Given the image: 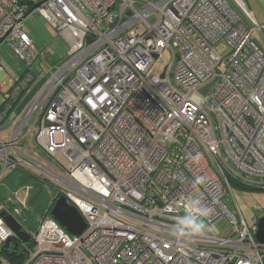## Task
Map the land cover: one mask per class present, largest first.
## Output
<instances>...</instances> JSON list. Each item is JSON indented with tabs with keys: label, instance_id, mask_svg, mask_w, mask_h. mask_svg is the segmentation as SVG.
Instances as JSON below:
<instances>
[{
	"label": "built area",
	"instance_id": "obj_1",
	"mask_svg": "<svg viewBox=\"0 0 264 264\" xmlns=\"http://www.w3.org/2000/svg\"><path fill=\"white\" fill-rule=\"evenodd\" d=\"M32 14L68 50L34 87L27 74L2 93L0 176L36 172L85 229L72 236L49 216L30 229L25 204L0 200L32 242L21 264H264V206L247 224L224 201L231 183L264 191V55L253 36L264 25L226 0H0V45L28 68ZM194 197L208 209L205 232L178 242L173 224ZM7 240L0 217V264Z\"/></svg>",
	"mask_w": 264,
	"mask_h": 264
},
{
	"label": "rangeland",
	"instance_id": "obj_2",
	"mask_svg": "<svg viewBox=\"0 0 264 264\" xmlns=\"http://www.w3.org/2000/svg\"><path fill=\"white\" fill-rule=\"evenodd\" d=\"M227 1L233 6L230 0ZM250 3L256 7V11L258 9L264 13V0H251ZM247 5L250 7L248 3ZM248 12L250 13L249 10ZM250 16L255 25H261L251 13ZM24 31L31 40L38 58L28 68L8 44L3 43L0 45V106L2 103V93L9 92L16 80L21 77L25 79L27 74H32L33 80L30 83V87H34L38 80L42 79L45 73H47L48 68L58 63L68 50L69 41L66 37L55 32L42 17L36 14H32L26 18ZM253 36L264 52V32L262 30H255ZM217 50L223 52V45L218 46ZM169 63L170 58L165 53L163 58L158 61L155 72L160 73L163 67ZM29 142L33 150L39 153L40 151L36 149L33 142V133L30 134ZM21 144H25V141H21ZM26 154L30 155V153ZM35 174L37 175L36 172L31 170L29 172L18 169L11 173L5 172L0 176V200L7 203L8 206L25 204L30 215L33 217V220L27 223L31 229L39 227L42 213L46 212L50 203L57 195L54 187L39 179ZM249 185L252 186L253 184L249 183ZM224 201L230 211L244 219L247 224H251L255 216L259 217V213L255 210V205L264 206V191L251 187L245 188L231 183L227 186V196ZM225 225V230H227L229 226ZM217 229L223 234L224 229H221L220 224L217 226ZM2 264H7V262L2 261Z\"/></svg>",
	"mask_w": 264,
	"mask_h": 264
},
{
	"label": "water",
	"instance_id": "obj_3",
	"mask_svg": "<svg viewBox=\"0 0 264 264\" xmlns=\"http://www.w3.org/2000/svg\"><path fill=\"white\" fill-rule=\"evenodd\" d=\"M254 44L264 55L256 40H254ZM48 216L56 220L72 236H79L85 229V223L77 209L69 205L65 198L58 194L52 200L46 212H44L43 217ZM0 217L3 218L7 227L13 232L16 242L26 244L30 241V236L21 231V225L13 217L6 212H1ZM256 226L255 238L259 244L264 245V217L258 219ZM10 244L11 241L7 240L4 244V249L7 250Z\"/></svg>",
	"mask_w": 264,
	"mask_h": 264
},
{
	"label": "clouds",
	"instance_id": "obj_4",
	"mask_svg": "<svg viewBox=\"0 0 264 264\" xmlns=\"http://www.w3.org/2000/svg\"><path fill=\"white\" fill-rule=\"evenodd\" d=\"M184 209L173 224L172 234L178 242H188L205 232L204 218L208 215V209L199 199L194 197L187 200Z\"/></svg>",
	"mask_w": 264,
	"mask_h": 264
},
{
	"label": "trees",
	"instance_id": "obj_5",
	"mask_svg": "<svg viewBox=\"0 0 264 264\" xmlns=\"http://www.w3.org/2000/svg\"><path fill=\"white\" fill-rule=\"evenodd\" d=\"M43 215L44 212L42 213V216ZM24 216L27 219L28 223L30 222V220H33V217L30 215L29 212H25ZM29 226L27 225L28 228H30ZM30 248H32L31 241L26 244H22L16 242V240H13L11 242V246L7 250L2 251L1 258L6 260L8 264H21L26 257L28 251L27 249Z\"/></svg>",
	"mask_w": 264,
	"mask_h": 264
},
{
	"label": "crops",
	"instance_id": "obj_6",
	"mask_svg": "<svg viewBox=\"0 0 264 264\" xmlns=\"http://www.w3.org/2000/svg\"><path fill=\"white\" fill-rule=\"evenodd\" d=\"M227 1V0H226ZM233 3V6L230 4V6H232L233 9H235L240 15L243 16V14L245 15L246 13L249 14L248 10L250 11V13L255 17V19L257 20L258 23H260L261 25H264V13L260 12L258 9L256 11V7L252 6L251 0H230ZM250 5V7H248L247 3ZM247 6V7H246ZM55 65V64H53ZM53 65L51 67H53ZM49 67L48 70L51 68ZM48 72V71H47ZM47 73H45L46 75ZM45 75L43 76V78L45 77ZM42 78V79H43ZM42 79L38 80L41 81ZM31 81L33 80V77L30 79ZM37 82V83H38ZM263 216V215H260ZM260 218V217H259Z\"/></svg>",
	"mask_w": 264,
	"mask_h": 264
}]
</instances>
